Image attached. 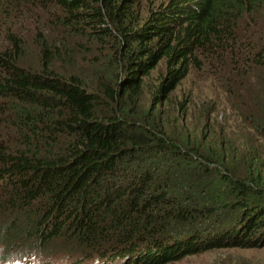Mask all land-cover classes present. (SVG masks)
Wrapping results in <instances>:
<instances>
[{"label": "trees", "instance_id": "obj_1", "mask_svg": "<svg viewBox=\"0 0 264 264\" xmlns=\"http://www.w3.org/2000/svg\"><path fill=\"white\" fill-rule=\"evenodd\" d=\"M229 121L264 147V0H0V247L263 250L264 154Z\"/></svg>", "mask_w": 264, "mask_h": 264}, {"label": "rangeland", "instance_id": "obj_2", "mask_svg": "<svg viewBox=\"0 0 264 264\" xmlns=\"http://www.w3.org/2000/svg\"><path fill=\"white\" fill-rule=\"evenodd\" d=\"M191 83V82H190ZM190 87H200L201 91L204 92V84L199 83L197 80L194 81V84ZM218 121H222L221 116L217 117ZM229 127H231L229 132H231L233 137L239 138V143L242 145L243 153H248L252 149H257L264 154V147L259 145L256 142V138L250 134L249 132L240 133L236 130V124L229 121ZM240 128H242L240 126ZM237 153V152H236ZM22 217L18 221V225H22ZM5 217L0 216V230L5 224ZM220 227L223 229L219 234L224 232V226H226V230L231 231V228L228 225H224V223H220ZM181 240H175L176 244L180 243ZM35 246V242L32 243L31 247ZM70 245H68L69 247ZM167 246H171V243L168 242ZM4 253V249L0 248V255ZM11 255H20L17 249H13L10 251ZM40 264V261H37ZM35 264V263H34ZM55 264H65V262H57ZM167 264H264V249L263 250H240V249H212L206 252L191 254L181 258L180 260L171 261Z\"/></svg>", "mask_w": 264, "mask_h": 264}, {"label": "clouds", "instance_id": "obj_3", "mask_svg": "<svg viewBox=\"0 0 264 264\" xmlns=\"http://www.w3.org/2000/svg\"><path fill=\"white\" fill-rule=\"evenodd\" d=\"M13 250V249H12ZM11 251V250H10ZM10 251H9V253H10ZM11 257H17V255H14V256H11ZM57 262H62L61 260H53V261H40V264H43V263H45V264H55V263H57ZM38 264L37 262H33L32 264ZM92 264H99L98 262H94V263H92ZM111 264H120V263H111Z\"/></svg>", "mask_w": 264, "mask_h": 264}]
</instances>
